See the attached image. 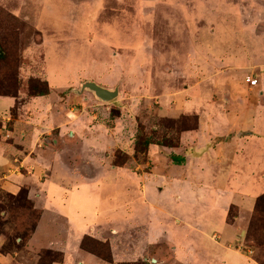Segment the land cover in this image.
I'll return each mask as SVG.
<instances>
[{"label":"crops","instance_id":"crops-1","mask_svg":"<svg viewBox=\"0 0 264 264\" xmlns=\"http://www.w3.org/2000/svg\"><path fill=\"white\" fill-rule=\"evenodd\" d=\"M58 1L70 5L69 9L97 2ZM150 4L151 12L161 6L171 13V22L185 28L183 34L191 39L186 40L185 58L209 62L205 69L190 71L197 78L195 86L184 87L186 99L168 105L160 102L162 115L171 117L178 109L192 112L196 129L182 132L175 147L161 151L156 146L157 158L168 163L154 159L149 174L130 172L125 165L111 166L113 171H125L139 201L129 208L124 194L111 195L100 198L98 207V177L73 174L69 179L65 174L54 182L37 180L47 170H61L59 152L52 153L45 142L53 134L59 149V136L69 117L57 120L58 124L20 116L11 121L9 112L17 99L0 96V191L14 194L18 190L4 180L5 172L13 173L12 182L22 186L30 181L20 173L32 171L38 176L30 180L40 186L43 197L42 206H33L39 213L20 251L0 254V264H23L22 254L41 251L59 254V260L49 264H258L244 248L250 216L257 198L264 194V33L256 31L262 27L260 19L244 24L238 21V13L246 4L248 10L264 11V0H152ZM98 10L107 12L105 5ZM167 17H161L164 25H168ZM239 26L248 29L246 44L240 48L231 30ZM197 29L199 38L192 36ZM202 30L206 36H200ZM168 33L181 42L180 31ZM192 39L198 43L195 49ZM245 78L255 80V85L249 86ZM53 110L55 116L60 114L59 107ZM76 134L72 132L75 139ZM85 141L82 145L94 146ZM171 156L183 161L173 164ZM91 157H79L77 165L84 162L88 172L90 165L94 167ZM155 171L161 175L155 176ZM114 182L116 187L119 182ZM155 184L157 196L149 192ZM49 185L53 186L50 191ZM83 237L105 245L107 259L81 249Z\"/></svg>","mask_w":264,"mask_h":264},{"label":"rangeland","instance_id":"rangeland-1","mask_svg":"<svg viewBox=\"0 0 264 264\" xmlns=\"http://www.w3.org/2000/svg\"><path fill=\"white\" fill-rule=\"evenodd\" d=\"M96 1L69 9L70 5L59 4L58 0H0V96L17 99L9 112L11 121L20 116L37 123L49 120L58 124L57 120L69 117L63 136H59V149L53 134L45 142L52 153L59 152V172L47 170L38 176L32 171H17L15 175L29 177L30 183L22 186L12 182L13 173L5 172L4 180L17 185L18 190L14 194L0 191V254L18 253L37 219L39 210L33 206H42L43 197L40 186L30 180L33 176H38V182H54L65 174L69 179L73 174L98 177V207L100 198L124 194L131 208L139 201L134 197V183L126 178L124 170L113 171L111 166L125 165L130 172L149 174L154 159L168 163L157 158L156 146L161 151L175 147L182 132L196 129L192 112L178 109L171 117L159 112L160 102L168 105L184 99V87L196 85L197 77L190 71L205 69L209 63L194 56L185 58L186 40L191 41L183 34L185 28H179L175 20L171 22V13L161 6L151 12L152 0ZM103 5L107 12H99L98 7ZM245 6L238 13V21L246 24L258 18L263 24L256 31L264 33V11H251ZM164 15L168 16V25L162 21ZM240 26L231 27L238 48L245 46L248 31ZM172 30L183 34L178 38L180 43L169 38ZM199 33L197 29L192 36L199 38ZM200 36H206L204 30ZM196 41L192 39L191 48L198 46ZM84 83L117 94L110 101H100L89 90H81ZM36 97L42 98L33 99ZM58 107L60 114L55 116L53 108ZM72 132L78 133L76 139ZM85 139L94 146L82 145ZM75 153L80 159L94 156L90 158L94 167L90 165L87 172L82 167L84 162L77 165L79 157ZM108 166L110 171H105ZM178 169L175 171L182 170ZM153 173L161 175L160 171ZM114 180L119 182L116 187ZM157 185L149 188L151 195H159ZM52 188L49 185V191ZM80 247L107 259L106 246L88 237L81 239ZM244 249L258 264H264V198L257 201L250 216ZM21 256L23 264L59 260V254L48 251Z\"/></svg>","mask_w":264,"mask_h":264},{"label":"water","instance_id":"water-1","mask_svg":"<svg viewBox=\"0 0 264 264\" xmlns=\"http://www.w3.org/2000/svg\"><path fill=\"white\" fill-rule=\"evenodd\" d=\"M86 89L93 93V96L100 100V101H110L112 98L116 96V91L109 92V90H106L102 87H99L98 85H95L94 83H84L81 85V90Z\"/></svg>","mask_w":264,"mask_h":264},{"label":"trees","instance_id":"trees-1","mask_svg":"<svg viewBox=\"0 0 264 264\" xmlns=\"http://www.w3.org/2000/svg\"><path fill=\"white\" fill-rule=\"evenodd\" d=\"M38 95H39V96H42L43 94L40 93V94H38ZM148 144H149V143H148ZM146 146H147V144H146ZM170 160H171V162H172L173 164H176V165L181 164V162L183 161L181 158H179V157H175V156H171V157H170ZM263 198H264V194H262L261 196H259V197L257 198L256 203H257V201L262 200ZM256 203H255V206H256Z\"/></svg>","mask_w":264,"mask_h":264},{"label":"built area","instance_id":"built-area-1","mask_svg":"<svg viewBox=\"0 0 264 264\" xmlns=\"http://www.w3.org/2000/svg\"><path fill=\"white\" fill-rule=\"evenodd\" d=\"M245 82L249 85V86H254L255 85V80H249L248 78H245ZM250 253V252H249Z\"/></svg>","mask_w":264,"mask_h":264}]
</instances>
